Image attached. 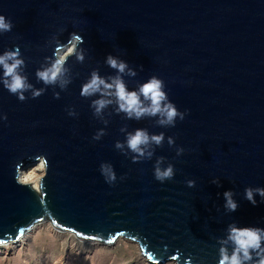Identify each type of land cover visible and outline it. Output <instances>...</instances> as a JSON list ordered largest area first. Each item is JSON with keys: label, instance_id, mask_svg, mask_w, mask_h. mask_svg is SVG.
<instances>
[{"label": "water", "instance_id": "water-1", "mask_svg": "<svg viewBox=\"0 0 264 264\" xmlns=\"http://www.w3.org/2000/svg\"><path fill=\"white\" fill-rule=\"evenodd\" d=\"M0 14L13 24L0 32V55L18 48V71L32 86L21 101L0 83V243L49 221L91 244L138 243L152 262L218 264L221 247L232 252L230 226L264 229V198L245 199L246 188L264 187V0H0ZM70 43L76 50L57 83L44 84L37 71ZM109 54L136 72L119 74L130 91L162 80L184 119H129L115 102L95 115L99 94L80 92L94 71L118 75ZM137 129L163 141L133 162L126 140ZM161 157L159 167L174 171L164 182L154 176ZM40 161L38 187L22 182V171ZM101 164L112 166L114 183ZM226 191L239 205L234 212Z\"/></svg>", "mask_w": 264, "mask_h": 264}, {"label": "clouds", "instance_id": "clouds-1", "mask_svg": "<svg viewBox=\"0 0 264 264\" xmlns=\"http://www.w3.org/2000/svg\"><path fill=\"white\" fill-rule=\"evenodd\" d=\"M12 27L13 24L11 20L6 19L5 15L0 14V32H9L12 30ZM73 39L75 42L83 43V37L81 35L73 34ZM77 58L81 61L83 60V56H78ZM23 63L24 61L19 58L18 48L16 50L6 51L3 55H0V68H2L0 83L21 101L27 98L24 93L32 87L27 83L26 77L21 75L18 71ZM106 63L109 67L115 69L118 75L111 77L109 80L101 77L94 71L91 75V79L82 86L80 92V95L84 97H91L99 94L100 98L93 100L91 104L95 115H100L108 105L115 102L118 106L117 111L126 113L129 119L134 118L139 120L145 116L158 117V123L162 126H175L177 116H179L181 120L184 119L183 113L178 112L176 106L168 101L162 80L152 77L141 84L138 89L130 91L122 75L119 74L125 73L126 69L128 74L132 76H135L136 72L128 68L127 62L119 60L112 54L107 56ZM62 64L63 61L57 58L51 68L38 70L36 73L37 78L46 85L56 84L60 75L59 69ZM66 84L67 82L65 81L61 87H65ZM42 92V89L33 91L32 98L41 96ZM54 96L58 99L59 93H55ZM105 97H114V101L113 99H106ZM141 97H143V99H141ZM68 114L70 116L76 115L73 110H69ZM104 134V130L101 129L95 134L93 139L99 140ZM162 141V133L150 136L146 130L137 129L134 133L128 134L126 143L128 149L136 154V156L133 157V162H136L138 157H144L146 154L150 158L153 153L152 151L146 152L148 146L151 144L160 145ZM173 143L174 140L172 137H169V144ZM115 147L117 149H122L124 144L117 141ZM182 152V148L178 149L177 155H180ZM162 160L163 158L161 157L160 160L157 161L154 172L155 179L160 182L171 180L174 176L173 167L171 165L166 169H161L159 167ZM100 171L105 176L108 183L111 184L115 182L116 173L111 165L101 164ZM187 184L189 187L195 186V182L191 180L187 181ZM257 194L264 198V187H248L245 189V199L250 201L253 205L257 204L255 199ZM224 196L226 200L225 208L228 211H236L239 205L233 199L232 191H226ZM71 235L74 236V234ZM76 239L82 241L78 238ZM227 240L231 241L233 245L232 252L229 254L225 247H221L218 264H264V229L258 227L230 226Z\"/></svg>", "mask_w": 264, "mask_h": 264}, {"label": "rangeland", "instance_id": "rangeland-1", "mask_svg": "<svg viewBox=\"0 0 264 264\" xmlns=\"http://www.w3.org/2000/svg\"><path fill=\"white\" fill-rule=\"evenodd\" d=\"M38 176L34 174L31 181ZM56 234L42 228L24 249L2 248L0 264H153L136 243L124 239L115 245H97L79 241L70 233ZM170 263L173 264H163Z\"/></svg>", "mask_w": 264, "mask_h": 264}, {"label": "bare ground", "instance_id": "bare-ground-1", "mask_svg": "<svg viewBox=\"0 0 264 264\" xmlns=\"http://www.w3.org/2000/svg\"><path fill=\"white\" fill-rule=\"evenodd\" d=\"M73 43H74V41H73ZM73 43H70L64 49L59 51L58 56H59V58H61V60L63 62L66 60L65 58L67 56L75 53L76 48L74 47L75 45ZM31 168H33V169H31ZM31 168H30V170L29 169L23 170L21 175H20V178H21L22 182L32 183L33 186L35 188H37L38 187V181L41 178V176L44 174V173H42V171L45 170V167L43 165V162L40 161L36 166L31 167ZM38 170L40 172H38ZM36 173H37V175H39L37 180L31 181V179H33L32 177H34V174H36ZM42 228H46V230L48 229L49 231L54 232L55 234L57 232L58 233H68V232H62L61 230H59V231L56 230L55 228H53L51 222H49V221H46V222L39 221L38 224L32 226L31 229L27 230L23 235H21L19 238H17V240H11L9 242L0 243V250L2 248H4L5 250L17 249V248L19 250L24 249L27 246V244L29 243V241L32 240L36 234H40ZM85 242L86 241H84V243ZM86 243H89V242H86ZM100 245H103V244H100ZM137 245H138V243H137ZM138 249H139V247H138ZM139 251H140V249H139ZM147 259H149V258H147ZM149 261L152 262L150 259H149ZM170 262H172L173 264H178L176 259H172ZM152 263L153 264H163L159 261L152 262Z\"/></svg>", "mask_w": 264, "mask_h": 264}]
</instances>
